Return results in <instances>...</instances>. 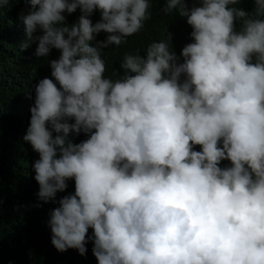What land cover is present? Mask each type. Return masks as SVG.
Masks as SVG:
<instances>
[{"label":"clouds","instance_id":"9594fccd","mask_svg":"<svg viewBox=\"0 0 264 264\" xmlns=\"http://www.w3.org/2000/svg\"><path fill=\"white\" fill-rule=\"evenodd\" d=\"M25 2L22 49L60 52L34 87L23 136L39 155L41 201L75 181L50 212L55 249L84 255L92 239L98 264H264V0L254 16L234 7L241 0H164L193 42L178 57L166 30L146 56L124 57L115 82L100 49L138 33L150 0ZM77 9L68 25L63 13ZM72 131L88 138L73 143Z\"/></svg>","mask_w":264,"mask_h":264},{"label":"trees","instance_id":"16d2710c","mask_svg":"<svg viewBox=\"0 0 264 264\" xmlns=\"http://www.w3.org/2000/svg\"><path fill=\"white\" fill-rule=\"evenodd\" d=\"M189 8L200 6L194 0H186ZM164 0H150V17L144 21L141 30L125 38L119 46L109 45L100 49L105 61V78L116 81L122 79L121 63L126 55L140 53L146 56L148 46L153 42L166 40L169 49L178 57L182 48L193 42L190 36L191 26L174 10L165 13ZM234 7L243 9L254 16L253 0H241ZM32 10L25 0H12L5 5L0 16V264H98L93 255V230H88L86 254L76 249L59 252L51 244V230L48 225L50 212L59 206L58 201L65 195L74 194V179L67 181L64 192H57L53 200L45 203L38 197L39 185L35 181L33 162L39 159L38 153L23 140L30 123V107L34 103V87L44 78L51 77L49 61L58 59L59 50L53 49L48 57L37 58L34 55L36 44L22 49L26 40L25 25L22 17ZM68 25L78 22L81 12L63 13ZM93 24L100 21V12L94 11L89 17ZM241 21H236V30H240ZM42 34V33H37ZM109 34L101 32L91 43L103 41ZM179 62H183L182 57ZM183 80V76L181 77ZM59 86V85H57ZM74 123V121H69ZM50 128V126H49ZM62 135V133H53ZM88 137L70 132L67 139L79 143ZM199 151L200 146H194ZM221 167L230 166V161L221 162Z\"/></svg>","mask_w":264,"mask_h":264}]
</instances>
